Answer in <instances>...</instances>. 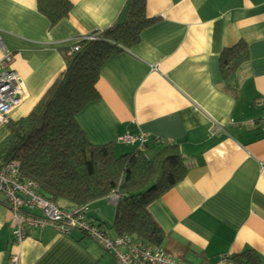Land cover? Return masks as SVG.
<instances>
[{"label":"crops","instance_id":"obj_1","mask_svg":"<svg viewBox=\"0 0 264 264\" xmlns=\"http://www.w3.org/2000/svg\"><path fill=\"white\" fill-rule=\"evenodd\" d=\"M68 1L69 13L51 24L37 0H0V57L3 44L23 88L8 119L27 115L63 70L64 53L120 20L126 3ZM145 15L139 40L107 58L98 97L75 120L91 142H112L115 155L139 149L119 141L125 133L177 147L186 173L149 205L168 252L212 264L249 249L264 262V0H146ZM241 42L247 56L225 77L222 51ZM112 204L93 200L86 217L114 236ZM15 225L0 193V264L15 254L17 264H119L77 230L31 229L17 248Z\"/></svg>","mask_w":264,"mask_h":264},{"label":"trees","instance_id":"obj_2","mask_svg":"<svg viewBox=\"0 0 264 264\" xmlns=\"http://www.w3.org/2000/svg\"><path fill=\"white\" fill-rule=\"evenodd\" d=\"M70 7L68 0H37L38 10L51 24L66 17ZM145 8L146 0H126L120 20L79 38L64 53L63 70L33 108L7 121L8 133L0 141V164L19 161L22 175L37 184L40 195L56 203L65 200L72 207L118 193L112 222L115 235L162 246L164 232L149 205L186 173L177 147L159 141L118 156L112 142H91L75 120V114L98 97L96 82L103 63L139 40L149 23ZM246 56L243 42L224 49L220 64L225 77ZM231 258L233 264H264L249 249Z\"/></svg>","mask_w":264,"mask_h":264},{"label":"built area","instance_id":"obj_3","mask_svg":"<svg viewBox=\"0 0 264 264\" xmlns=\"http://www.w3.org/2000/svg\"><path fill=\"white\" fill-rule=\"evenodd\" d=\"M1 48L0 125L8 121L10 111L22 101L23 96L20 76L12 68L13 54L3 44ZM262 121L264 122V117ZM119 140L138 142L139 149H143L148 134L125 133ZM36 188V183L22 175L19 161L11 160L0 164V193L4 196L16 222L12 235L17 248L31 229L42 230L51 227L61 233L77 230L85 234L113 254L119 264H184L181 258L168 252L163 246L149 245L129 235H110L104 227L86 218L87 204L64 208L40 195ZM118 197L119 194L114 192L108 200L115 203ZM35 208L40 214L33 213ZM232 260L231 254H225L219 256L212 264H233ZM11 261L12 264H17L18 255L12 256Z\"/></svg>","mask_w":264,"mask_h":264},{"label":"rangeland","instance_id":"obj_4","mask_svg":"<svg viewBox=\"0 0 264 264\" xmlns=\"http://www.w3.org/2000/svg\"><path fill=\"white\" fill-rule=\"evenodd\" d=\"M22 84V83H21ZM9 120V119H8ZM7 123V122H6ZM6 123H3V124H1L0 125V133H2L4 130H5V128H7V125H6ZM120 141V140H119ZM121 153H119V154H117L118 156L120 155ZM122 155V154H121ZM113 205V204H112ZM114 206V205H113ZM114 208V207H113ZM106 225L104 224V227H105ZM107 227V226H106ZM106 229V228H105ZM107 229H108V227H107ZM106 229V230H107ZM109 230V229H108ZM107 230V231H108ZM184 262V261H183ZM184 264H185V262H184Z\"/></svg>","mask_w":264,"mask_h":264}]
</instances>
